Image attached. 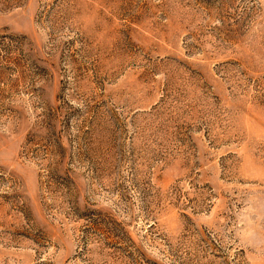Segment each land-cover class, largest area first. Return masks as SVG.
Returning <instances> with one entry per match:
<instances>
[{"label":"rangeland","instance_id":"rangeland-1","mask_svg":"<svg viewBox=\"0 0 264 264\" xmlns=\"http://www.w3.org/2000/svg\"><path fill=\"white\" fill-rule=\"evenodd\" d=\"M0 264H264V0H0Z\"/></svg>","mask_w":264,"mask_h":264}]
</instances>
